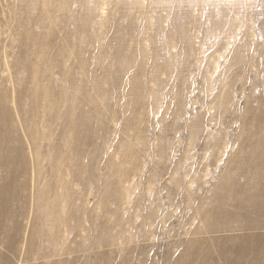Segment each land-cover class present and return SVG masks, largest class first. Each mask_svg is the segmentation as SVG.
<instances>
[{"label": "rangeland", "instance_id": "obj_1", "mask_svg": "<svg viewBox=\"0 0 264 264\" xmlns=\"http://www.w3.org/2000/svg\"><path fill=\"white\" fill-rule=\"evenodd\" d=\"M0 264H264V0H0Z\"/></svg>", "mask_w": 264, "mask_h": 264}, {"label": "bare ground", "instance_id": "obj_2", "mask_svg": "<svg viewBox=\"0 0 264 264\" xmlns=\"http://www.w3.org/2000/svg\"><path fill=\"white\" fill-rule=\"evenodd\" d=\"M250 200V199H249ZM262 205V204H261ZM256 206V205H255ZM262 208V207H261Z\"/></svg>", "mask_w": 264, "mask_h": 264}]
</instances>
